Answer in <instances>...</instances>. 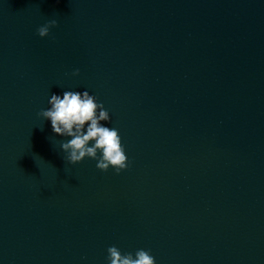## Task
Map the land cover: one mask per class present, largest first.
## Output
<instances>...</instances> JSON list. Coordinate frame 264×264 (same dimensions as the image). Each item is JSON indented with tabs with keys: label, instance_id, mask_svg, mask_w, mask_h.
I'll use <instances>...</instances> for the list:
<instances>
[{
	"label": "clouds",
	"instance_id": "1",
	"mask_svg": "<svg viewBox=\"0 0 264 264\" xmlns=\"http://www.w3.org/2000/svg\"><path fill=\"white\" fill-rule=\"evenodd\" d=\"M59 26L58 19L48 20L37 27L39 37L50 35V29ZM80 74L79 69L72 72L73 76ZM50 107L41 109L37 115L43 120H50L52 131L63 137L60 147L67 155L66 162L75 165L83 160H97L96 167L107 172L111 167L119 175L129 167L130 161L118 129L108 127L110 115L98 98L88 91H64L62 95L51 94L48 101ZM108 264H155L151 250L138 249L132 253H121L116 246L107 248Z\"/></svg>",
	"mask_w": 264,
	"mask_h": 264
}]
</instances>
